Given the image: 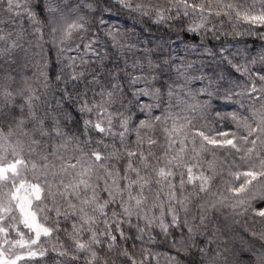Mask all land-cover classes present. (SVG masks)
I'll use <instances>...</instances> for the list:
<instances>
[{"label":"snow or ice","instance_id":"1","mask_svg":"<svg viewBox=\"0 0 264 264\" xmlns=\"http://www.w3.org/2000/svg\"><path fill=\"white\" fill-rule=\"evenodd\" d=\"M116 6L211 40L230 35L209 26L213 17L234 14L237 22L264 28V0H0V61L18 64L13 56L22 51L28 66V29L15 20L22 13L40 39L47 27L61 33L53 43L72 69L55 76L65 85L62 107L42 106L30 86L15 93L0 87V264L50 253L51 264H228L231 250L211 245L241 220L247 235L238 252L256 253L251 264H264V47L241 57L223 44L218 50L193 44L191 51L202 49L209 61L199 67L165 58L164 44L138 55L139 41L105 22L104 13ZM246 34L264 40V31ZM40 39V52L31 56L42 55ZM192 81H200L198 91ZM124 82H143L132 95L151 102L127 101ZM213 97L247 98V105L240 101L247 114L217 112L244 134L205 131L201 122ZM130 105L139 109L138 123ZM25 146L32 158L23 155ZM218 150L231 162L218 159ZM217 179L227 194L213 191Z\"/></svg>","mask_w":264,"mask_h":264},{"label":"trees","instance_id":"2","mask_svg":"<svg viewBox=\"0 0 264 264\" xmlns=\"http://www.w3.org/2000/svg\"><path fill=\"white\" fill-rule=\"evenodd\" d=\"M234 2L243 3L244 0H234ZM253 0H247L248 4H251ZM7 7V5H3ZM259 4H257V8ZM7 15V13H4ZM105 22L110 25H114L122 31H126L131 34L133 40H138L141 46V52L138 55H141L143 52L148 51V49L156 50L158 45L164 44L163 56L168 58L170 56L171 59L175 61L176 64L187 63L189 61H194L195 65L199 67L201 64L207 65L209 61L202 54V49L198 52H192L191 47L193 44L199 45L201 43L204 44L205 47L212 48L214 47L216 50L219 49L220 45L223 44L226 49L231 50L232 52L239 51L241 53V57L246 56L247 53L245 49L251 51L253 55L261 50L264 47V40H261L259 35H248L246 34L249 30L255 32L264 31V28H254L248 23L237 22L235 16L233 14V19L229 20L227 17H213L212 25H217L219 30L224 33H230V35L221 36L219 40H211V35L209 34L208 38H202L201 36H193L192 33H185L181 29L183 25L180 23L170 22L172 24V30L169 31L170 24H161L157 25L152 22L149 18H141L138 15L129 14L126 10L118 11V6L113 7L111 11H106L104 13ZM93 17L89 16V20L91 21ZM98 19V17H96ZM16 27H20L21 25L28 29V36L23 41V45L25 49H29L30 58L28 61V66L23 67L25 62L24 53L18 52L14 54L13 59L18 61V64H12L9 67V64L5 61H0V66L3 67L4 71H0V87H7L9 90L14 93L19 89H31L35 90V93L40 96V103L42 106L50 105L51 108L62 107V104H58L57 102L61 100L60 90L64 88V83L57 82L55 80V76L60 73L62 67H64L65 74L70 73L72 71L71 68H67L64 66L63 58L59 57L57 54V48L55 47L53 41L58 40L61 36L60 32L52 33L51 28L47 27L43 30V33L40 34L42 39H40L37 35L32 34L31 27L28 25L26 17L21 13L15 17ZM244 33L243 35H235V33ZM171 37V39H169ZM40 39V43L43 44V53L39 56H31L33 52H40V49L36 47L37 40ZM211 41V43H209ZM166 42V44H165ZM31 43L32 47L29 48V44ZM72 47H75L73 42H69ZM74 53H66V55H72ZM159 55V53H157ZM241 57H237L239 62H243ZM7 59V58H6ZM121 65L123 66V58H121ZM146 63V62H145ZM129 64H131V60H129ZM46 65V67H45ZM80 70V69H77ZM129 71H133V74H139V72L132 70L130 67ZM44 72L45 75H41V72ZM14 77V79H8V74ZM191 75L198 76L200 73L194 70L190 71ZM175 76V73H173ZM46 77L49 79L46 80ZM165 79H167L165 77ZM27 82V83H26ZM183 81H178V83H182ZM48 84V88L45 87V84ZM59 83L60 88H56V84ZM153 85L158 87L159 85L156 82H153ZM83 84L81 87L83 88ZM124 87L128 88L127 101H135L136 99H140L141 103H149L151 102L148 97L138 98L132 95L134 88H144L145 84L141 82L136 86H129L127 82H124ZM190 87L194 91H198L201 87L200 81H192ZM239 91V89H237ZM243 100L245 105L249 103L246 97H235L232 101H225L222 98L213 97L210 101V107L207 110V119L202 121L201 123L206 124L207 127L205 131H209L210 129L214 132L217 131H234L238 134H244L243 128L237 129L235 124L230 120H219L217 117V112L224 114L226 112L232 111L233 109H239L242 113H246V108L240 107V101ZM126 101V102H127ZM119 107V105H117ZM178 110V109H174ZM156 111V110H154ZM130 112L133 118V122L138 123L137 116H139V109L134 105H130ZM156 114H159L157 111ZM143 118V117H140ZM171 122H169L170 124ZM155 135L160 137L163 140L162 133L159 128L156 130ZM23 139L22 137H13V139ZM136 140L135 133H131L129 136V143L132 145V142ZM108 142H111L110 139ZM199 141L197 142L198 146ZM118 144V141H117ZM134 146V145H132ZM23 155L26 158H32L29 155L28 149L25 146V151ZM211 159V156L208 157ZM217 158L220 160H227L231 162V156H225V152L223 150H218ZM242 167H245L243 161H240L237 158L236 161ZM225 179H230L227 177V172L225 171ZM225 190L226 185L219 179L214 184L213 191ZM214 199V198H213ZM225 215H228L231 211L230 209H222ZM223 219V218H221ZM258 219V218H257ZM251 222H249V227H251ZM261 225H257L256 228L259 230ZM26 231V230H25ZM246 236L247 233L244 232V221L241 220V224L234 226L233 230H225L220 234L219 239L215 240L211 247L214 249L219 246V249L223 251L225 248L230 249L229 253H226L228 258V264H251L249 260V256L251 255L253 258L256 253H248V254H240L238 249L241 247V236ZM247 247V245H244ZM259 249V242L254 246ZM161 250V249H157ZM23 251V250H20ZM54 254H49L46 257H37L32 261H18V264H51V257Z\"/></svg>","mask_w":264,"mask_h":264}]
</instances>
